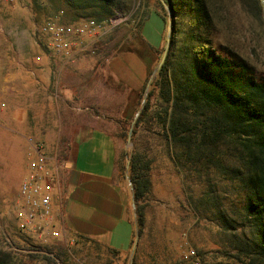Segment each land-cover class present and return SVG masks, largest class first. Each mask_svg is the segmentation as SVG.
Returning a JSON list of instances; mask_svg holds the SVG:
<instances>
[{
	"label": "rangeland",
	"instance_id": "rangeland-1",
	"mask_svg": "<svg viewBox=\"0 0 264 264\" xmlns=\"http://www.w3.org/2000/svg\"><path fill=\"white\" fill-rule=\"evenodd\" d=\"M79 2L80 0H0V19L8 34L2 49L0 82H3L7 73L11 57L26 69L41 68L44 61L36 58L44 51L48 39L38 34V27L48 19L80 21L92 18L104 21L116 16L125 18L94 43V53L87 54L85 62L91 68L85 74L86 102H76L71 110L76 116H82L79 118H83L86 127L89 125L93 129H107L106 132L115 136L122 148V172L129 183L133 182L127 165L133 154L143 153L153 161L149 171L152 192L140 201L146 213V226L142 234L137 226L134 246L123 255L114 254L103 245H66L57 238H39L26 231L20 227L19 219L15 220L11 216L12 205L20 197L19 188L26 173L25 147L22 144L24 138L19 135L14 136L17 140H12L10 135L4 134L10 130H0V249L10 252L16 264H46L41 257H33L31 253L36 251L30 247L39 248L43 253L52 249L54 256L60 249L65 250L62 258H56L55 264H228L220 253L224 247L219 243L220 236L216 228L207 218L196 213L189 199L191 194L198 198L206 190L205 181L187 178L178 167L174 155L175 150L179 151L180 148L175 149L170 143L164 131L163 119L158 115L168 105L165 91L167 84L162 88L154 110L138 127L135 135L132 134L129 143L131 124L125 128L120 121L128 102L126 94L121 92L117 95L107 82L110 78L106 70L107 64L117 55L126 52L123 50L134 41L138 25L147 16L142 29L144 38L154 48L162 49L166 46L170 28L172 32L166 2L89 0L86 1L88 5H80ZM223 4L217 12L218 35L215 42L233 49L252 65L256 77L264 80V27L248 15L238 0H225ZM156 10L167 17V27ZM146 59L151 61L150 57ZM158 64L152 66L150 83L146 86V100L157 76L159 69L155 73L154 70ZM119 90L124 92L121 88ZM145 94L146 92L143 100ZM117 126L120 130H114ZM123 130L127 133L125 137L121 135ZM81 148L94 154L93 161L98 160L100 152L98 151V155L92 151L94 144L85 142ZM88 162L89 160L85 162L86 168L101 169L96 163ZM221 184L226 188L227 180ZM227 192L224 195H231L230 189ZM224 201L227 202L225 199ZM134 206L137 221L136 201Z\"/></svg>",
	"mask_w": 264,
	"mask_h": 264
},
{
	"label": "trees",
	"instance_id": "trees-1",
	"mask_svg": "<svg viewBox=\"0 0 264 264\" xmlns=\"http://www.w3.org/2000/svg\"><path fill=\"white\" fill-rule=\"evenodd\" d=\"M86 1L79 3L88 5ZM224 1L166 0L173 12L170 45L133 135L150 116L167 84L168 105L158 115L170 143L180 148L174 158L187 178L205 181L206 190L198 198L189 196L193 209L216 228L224 247L220 253L228 264H264V80L258 79L252 65L233 49L215 42L217 12ZM238 1L264 27L261 0ZM157 13L167 27V17ZM147 18L123 51L137 52L145 60L150 57V76L166 46L154 48L144 38ZM145 88L131 91L120 119L125 128L140 109ZM121 135L127 133L123 130ZM152 162L137 152L130 163L140 234L146 226L140 201L152 192ZM225 179L226 188L221 184ZM227 189L229 196L224 195ZM30 249L36 251L31 253L33 257H41L46 264H55L56 258L66 253L60 249L54 256L52 249L46 253ZM16 263L10 252L0 249V264Z\"/></svg>",
	"mask_w": 264,
	"mask_h": 264
},
{
	"label": "crops",
	"instance_id": "crops-1",
	"mask_svg": "<svg viewBox=\"0 0 264 264\" xmlns=\"http://www.w3.org/2000/svg\"><path fill=\"white\" fill-rule=\"evenodd\" d=\"M39 55L44 61L41 68L32 69L9 58L7 73L0 82V100L7 104L6 111L0 112V130H10L4 134L12 140L19 135L24 138L26 171L27 135L43 141L49 153L62 158V196L52 203L51 225L61 232L56 237L59 242L87 247L98 244L127 254L134 246L137 225L133 189L122 172L121 145L107 129L86 127L79 118L82 116L71 110L76 102H86L85 74L91 68L85 62L87 54L65 66L45 49ZM147 64L134 51L117 55L107 64L108 86L117 95L125 93L127 101L131 91L147 86L151 77ZM85 142L94 144V153L100 152L98 160L93 161L94 154L81 148ZM87 160L101 169L86 168ZM16 203L11 208L15 220Z\"/></svg>",
	"mask_w": 264,
	"mask_h": 264
},
{
	"label": "built area",
	"instance_id": "built-area-1",
	"mask_svg": "<svg viewBox=\"0 0 264 264\" xmlns=\"http://www.w3.org/2000/svg\"><path fill=\"white\" fill-rule=\"evenodd\" d=\"M125 19V18H124ZM116 16L99 21L88 18L80 21H63L50 18L38 27V34L48 39L45 49L50 57L59 58L62 66L74 61L79 55L94 53L93 45L124 20ZM7 31L0 19V70L2 49ZM41 57L38 56L37 60ZM7 104L0 100V112ZM28 168L20 184V197L16 214L20 227L39 238L59 237L61 232L51 227L54 221L52 203L61 200V172L65 168L57 153H49L43 141L33 135L25 136Z\"/></svg>",
	"mask_w": 264,
	"mask_h": 264
},
{
	"label": "water",
	"instance_id": "water-1",
	"mask_svg": "<svg viewBox=\"0 0 264 264\" xmlns=\"http://www.w3.org/2000/svg\"><path fill=\"white\" fill-rule=\"evenodd\" d=\"M164 2H166V0H164ZM261 2H262V4H263V19H264V0H261ZM166 6H167V9H168V11H169V17H170V18H169V22H170V25H171V23H172V15H173L172 8L170 7V5L167 4V2H166ZM171 34H172V32H171V28H170L169 33H168V38H167V44H166V48H165V51H164L163 57H162L161 61L159 62V64L157 65V68L154 70V73H155V71H156L157 69H159V68L161 67V65L163 64V62H164V60H165V58H166L167 51H168L169 44H170ZM149 83H150V81H149ZM147 91H148V87L145 89L146 94H145V98H144V100H143V102H142V106L140 107V109H139L138 112L136 113V115H135V117H134V119H133V121H132V123H131V127H130V130H129V136H128V142H129V143H131V138H132V134H133V130H134V126H135V124H136V121H137V119H138V117H139V115H140L142 109L144 108V104H145V102H146V97H147ZM130 163H131V160L128 161V165H127L128 168L130 167ZM130 183H131V181H130ZM131 186H132L133 193H134L133 183H131ZM134 199H135V198H134Z\"/></svg>",
	"mask_w": 264,
	"mask_h": 264
}]
</instances>
